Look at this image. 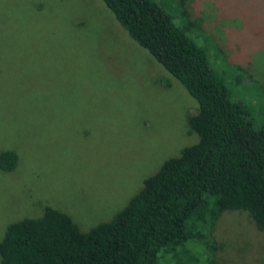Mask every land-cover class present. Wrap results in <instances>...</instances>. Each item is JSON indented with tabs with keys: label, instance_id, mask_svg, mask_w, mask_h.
<instances>
[{
	"label": "rangeland",
	"instance_id": "rangeland-1",
	"mask_svg": "<svg viewBox=\"0 0 264 264\" xmlns=\"http://www.w3.org/2000/svg\"><path fill=\"white\" fill-rule=\"evenodd\" d=\"M183 3L196 42L264 124V0ZM195 108L101 0H0V151L16 155L0 169V238L44 205L81 231L110 220L196 141ZM214 236L221 264H264V234L246 212L221 213Z\"/></svg>",
	"mask_w": 264,
	"mask_h": 264
},
{
	"label": "trees",
	"instance_id": "trees-1",
	"mask_svg": "<svg viewBox=\"0 0 264 264\" xmlns=\"http://www.w3.org/2000/svg\"><path fill=\"white\" fill-rule=\"evenodd\" d=\"M101 1L193 99L187 124L197 139L163 160L108 221L81 231L44 205L38 216L9 222L0 264H221V213L244 211L264 234V124L194 39L184 0ZM15 163L13 151H0L1 170Z\"/></svg>",
	"mask_w": 264,
	"mask_h": 264
}]
</instances>
